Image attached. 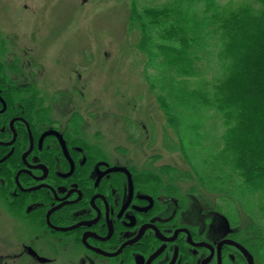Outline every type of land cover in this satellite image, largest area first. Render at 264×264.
<instances>
[{
  "label": "flooded vegetation",
  "instance_id": "flooded-vegetation-1",
  "mask_svg": "<svg viewBox=\"0 0 264 264\" xmlns=\"http://www.w3.org/2000/svg\"><path fill=\"white\" fill-rule=\"evenodd\" d=\"M5 45L0 264H264L262 238L242 216L192 206L195 193L183 194L165 168L141 167L72 119L56 120L39 67L13 73Z\"/></svg>",
  "mask_w": 264,
  "mask_h": 264
},
{
  "label": "rangeland",
  "instance_id": "rangeland-1",
  "mask_svg": "<svg viewBox=\"0 0 264 264\" xmlns=\"http://www.w3.org/2000/svg\"><path fill=\"white\" fill-rule=\"evenodd\" d=\"M242 1L218 0L224 7ZM137 3L141 11L176 10L169 17L163 15L160 28L149 25L156 46L163 44L164 49L166 45L181 47L178 33L170 39L162 37L166 26L182 32L184 23L196 40L193 27L206 16L202 5H182L174 0ZM137 21H133L130 0H0V39L6 43L2 59L13 73L20 69L25 77L33 73V66L39 67L35 79L56 120L72 119L79 131L101 148L126 153L141 167L148 164L153 169L184 173L179 188L183 194L195 193L192 206H226L218 203L217 192L200 186L202 180H212L208 174L217 170L214 157L222 154L226 128L208 101L198 99L201 92L211 91L222 75L216 55L211 59L219 50L222 31L209 24L201 47L212 48L202 51L201 78L181 77L175 69L171 71L163 56L149 64L139 49L140 27L134 24L132 28ZM193 56L196 59L195 53ZM182 95L188 96L190 103L180 100ZM160 103L177 109L182 142ZM232 181L225 186H234ZM241 197L237 213L246 222L247 232L263 234L260 196Z\"/></svg>",
  "mask_w": 264,
  "mask_h": 264
},
{
  "label": "trees",
  "instance_id": "trees-1",
  "mask_svg": "<svg viewBox=\"0 0 264 264\" xmlns=\"http://www.w3.org/2000/svg\"><path fill=\"white\" fill-rule=\"evenodd\" d=\"M174 1L182 5H202L206 9L202 22L193 27L196 40L190 34V28L183 23L182 32H177L179 29L174 26H166V34L162 36L165 39L167 35L170 39L178 33L177 39L183 49L171 48L169 45L164 49L163 44H160L162 47L156 46V39L151 34L149 25H158L160 28L163 15L169 17L176 10L155 12L145 8L141 11L137 0H130L133 21L138 20L132 23V28L137 24L141 32L139 49L148 57L149 64L163 56L171 71L175 69L181 77L201 78V64L205 60L201 57L202 51L207 52L212 48L211 45L201 47L202 40L209 34V24L215 26L216 31H222L219 50L211 56L212 59L216 55V64L221 67L222 75L211 86V91H207V94L201 92L198 99L208 101L222 120L226 128L222 137L224 149L221 155L214 157L216 161L213 167L216 165L217 170L208 174L212 180H202L203 185L200 186L204 190L213 189L217 192L218 203L224 202L226 206L217 205L230 216H239L237 205L239 211L241 195L258 194V211L264 220V0H244L237 4L229 2L226 5H230L229 8L221 6L218 0ZM182 50L185 54L180 52ZM180 100L186 104L191 101L186 95H182ZM160 105L168 124L176 131L179 142H182L179 133L181 120L177 109L171 104ZM173 144L178 145V142ZM171 172L168 174L174 176L175 181L183 179L181 175L184 173ZM232 180L235 182L234 186H225L226 182L231 184ZM260 237L264 256V233Z\"/></svg>",
  "mask_w": 264,
  "mask_h": 264
},
{
  "label": "bare ground",
  "instance_id": "bare-ground-1",
  "mask_svg": "<svg viewBox=\"0 0 264 264\" xmlns=\"http://www.w3.org/2000/svg\"><path fill=\"white\" fill-rule=\"evenodd\" d=\"M42 90V89H41Z\"/></svg>",
  "mask_w": 264,
  "mask_h": 264
}]
</instances>
